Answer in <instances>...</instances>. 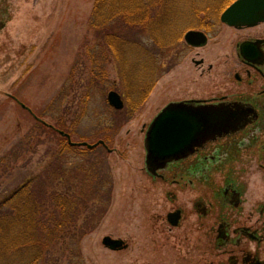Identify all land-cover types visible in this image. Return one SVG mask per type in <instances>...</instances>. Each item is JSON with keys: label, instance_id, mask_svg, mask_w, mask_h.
Instances as JSON below:
<instances>
[{"label": "rangeland", "instance_id": "rangeland-1", "mask_svg": "<svg viewBox=\"0 0 264 264\" xmlns=\"http://www.w3.org/2000/svg\"><path fill=\"white\" fill-rule=\"evenodd\" d=\"M95 1L0 0V204L36 177L38 197L50 194L56 206L61 198L75 203V236L61 240L40 264H206L212 260L206 230L214 219L204 226L188 220L169 233L163 217L177 205L168 203V190L190 205L189 198L209 200L210 185L190 191L153 181L144 139L169 102L204 97L224 82L223 61L234 52L230 41L237 33L218 18L235 0L222 7L223 0H166L157 32L145 24L137 36L111 37L116 53L92 27ZM200 29L212 38L203 49L189 48L185 35ZM200 58L216 70L201 76L192 62ZM111 91L122 97V109L110 106ZM59 131L74 143L102 140L112 152L102 146L69 150ZM249 172L243 210L230 212L234 225H249L257 217L256 201H264L256 161ZM214 181L220 186L218 172ZM105 237L127 248L111 251Z\"/></svg>", "mask_w": 264, "mask_h": 264}, {"label": "flooded vegetation", "instance_id": "flooded-vegetation-1", "mask_svg": "<svg viewBox=\"0 0 264 264\" xmlns=\"http://www.w3.org/2000/svg\"><path fill=\"white\" fill-rule=\"evenodd\" d=\"M220 17L221 26L237 33L235 42L230 41L234 52L223 61L224 82L213 85L204 97L194 95L167 105L184 102L193 108L212 107L224 114L227 122L187 158L150 177L190 191H197L196 185L203 182L210 185L211 198H189L190 205L181 203L176 193L168 190V203L177 205L163 217L169 233L182 228L188 220L204 226L208 218L214 219L206 230V247L212 258L206 264H264V201H256L257 217L249 225H234L230 219V212L242 209L246 202L244 197L253 175L249 170L255 161L264 180V32L260 28L264 22L251 27H230ZM198 31L206 37V44L187 45L189 48L203 49L212 38L209 31ZM192 62L201 76L216 70L203 58ZM239 163H244L240 169ZM217 172L221 180L218 187L214 181ZM216 257L220 260L215 262Z\"/></svg>", "mask_w": 264, "mask_h": 264}, {"label": "trees", "instance_id": "trees-1", "mask_svg": "<svg viewBox=\"0 0 264 264\" xmlns=\"http://www.w3.org/2000/svg\"><path fill=\"white\" fill-rule=\"evenodd\" d=\"M105 1L107 0L95 1L91 24L93 23L92 27L105 37L114 53L115 47L109 41L111 37H124L126 33L137 36L136 31L145 28V24L156 33L160 24L158 21L161 20L166 6V0H110L109 5H106ZM227 1L230 0H223L220 7ZM152 15L155 19L149 25L148 18ZM101 18L105 19L102 27L95 24ZM109 23H112L111 26L116 25L120 32L115 34L109 30ZM123 42L126 45H140L138 42ZM156 44L159 48L164 45L158 41ZM96 74L98 75L97 70L94 71V75ZM100 84L94 83L96 86ZM67 148L76 149L68 144ZM4 163L2 160L1 164ZM4 170L8 173L7 166ZM38 180L36 177L0 204V264H40L61 240L75 236L73 223L79 214L75 212V203L61 198L56 206L52 195L43 192L38 197ZM55 206L59 209H54ZM71 217L73 218L70 219Z\"/></svg>", "mask_w": 264, "mask_h": 264}, {"label": "water", "instance_id": "water-1", "mask_svg": "<svg viewBox=\"0 0 264 264\" xmlns=\"http://www.w3.org/2000/svg\"><path fill=\"white\" fill-rule=\"evenodd\" d=\"M221 21L232 27H251L264 22V0H237L223 12ZM185 41L189 45L201 47L206 44V37L201 32L190 31L185 35ZM108 102L114 109L123 108V102L116 92L108 94ZM22 107L25 108L24 105ZM226 122L225 115L212 107L193 108L184 102L170 104L154 119L146 132V172L155 177L158 171L166 169L172 162L187 158ZM59 134L67 138L71 146L88 149L99 145L106 147L103 141L93 145L86 142L73 143L69 135L64 132ZM102 243L111 251L127 248L120 239L105 237Z\"/></svg>", "mask_w": 264, "mask_h": 264}]
</instances>
